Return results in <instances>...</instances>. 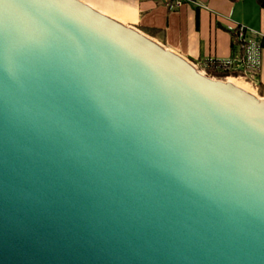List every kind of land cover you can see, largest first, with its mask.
Masks as SVG:
<instances>
[{"label": "water", "instance_id": "water-1", "mask_svg": "<svg viewBox=\"0 0 264 264\" xmlns=\"http://www.w3.org/2000/svg\"><path fill=\"white\" fill-rule=\"evenodd\" d=\"M0 264H264V97L82 0H0Z\"/></svg>", "mask_w": 264, "mask_h": 264}, {"label": "crops", "instance_id": "crops-1", "mask_svg": "<svg viewBox=\"0 0 264 264\" xmlns=\"http://www.w3.org/2000/svg\"><path fill=\"white\" fill-rule=\"evenodd\" d=\"M98 11L150 36L192 63L223 61L234 54L232 28H247L246 39L264 37V7L257 0H82ZM144 28L152 29L150 34ZM264 97V47L257 71ZM247 83V82H246Z\"/></svg>", "mask_w": 264, "mask_h": 264}, {"label": "built area", "instance_id": "built-area-1", "mask_svg": "<svg viewBox=\"0 0 264 264\" xmlns=\"http://www.w3.org/2000/svg\"><path fill=\"white\" fill-rule=\"evenodd\" d=\"M166 1L172 7L177 8L181 6L185 1L189 0ZM232 32L234 34L233 44L235 46V51L231 57L222 61L224 69L240 70L241 73L237 77L243 80H245V78L247 77L249 79L248 82L256 88L258 81L256 72L261 65V50L263 49L262 45L260 44V39L247 40V28L241 24L235 25L232 28ZM194 65L203 73H205V71L200 67V63H195Z\"/></svg>", "mask_w": 264, "mask_h": 264}, {"label": "trees", "instance_id": "trees-1", "mask_svg": "<svg viewBox=\"0 0 264 264\" xmlns=\"http://www.w3.org/2000/svg\"><path fill=\"white\" fill-rule=\"evenodd\" d=\"M234 1V0H233ZM258 3L264 7V0H257ZM147 32H149L150 34H153V30L152 29H148V28H144ZM260 44L262 45V47H264V37L260 39ZM200 67L205 71L206 75L211 76V77H215V78H219V79H225V77H236L238 75H240L241 71L240 70H228V69H224V65L222 63V61H205L200 63ZM256 75L257 72H256ZM249 79L246 77L245 78V82L248 83ZM260 83L257 81V85L256 88H258V92L260 93Z\"/></svg>", "mask_w": 264, "mask_h": 264}, {"label": "bare ground", "instance_id": "bare-ground-1", "mask_svg": "<svg viewBox=\"0 0 264 264\" xmlns=\"http://www.w3.org/2000/svg\"><path fill=\"white\" fill-rule=\"evenodd\" d=\"M225 80L236 85L237 87L243 89L244 91H246L250 94H253L255 96H259V95H257V92L255 91L256 89L254 90L253 86L251 84H249V82L248 83L244 82L243 79H240L238 77L237 78L226 77Z\"/></svg>", "mask_w": 264, "mask_h": 264}, {"label": "rangeland", "instance_id": "rangeland-1", "mask_svg": "<svg viewBox=\"0 0 264 264\" xmlns=\"http://www.w3.org/2000/svg\"><path fill=\"white\" fill-rule=\"evenodd\" d=\"M229 77H231V78H232V76H229ZM235 78H236V77H235ZM244 82H245V80H244ZM249 84H250V83H249ZM253 88H254V89H256V88H255V86H253ZM257 95H258V93H257Z\"/></svg>", "mask_w": 264, "mask_h": 264}]
</instances>
